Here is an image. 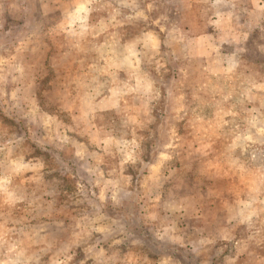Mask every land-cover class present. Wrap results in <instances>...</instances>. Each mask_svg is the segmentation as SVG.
I'll use <instances>...</instances> for the list:
<instances>
[{"label": "rangeland", "instance_id": "rangeland-1", "mask_svg": "<svg viewBox=\"0 0 264 264\" xmlns=\"http://www.w3.org/2000/svg\"><path fill=\"white\" fill-rule=\"evenodd\" d=\"M0 264H264V0H0Z\"/></svg>", "mask_w": 264, "mask_h": 264}]
</instances>
